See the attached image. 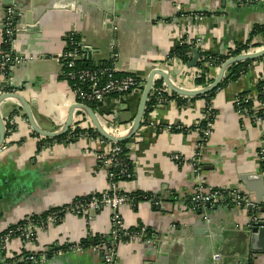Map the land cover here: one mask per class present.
<instances>
[{
  "label": "crops",
  "instance_id": "0c3cea01",
  "mask_svg": "<svg viewBox=\"0 0 264 264\" xmlns=\"http://www.w3.org/2000/svg\"><path fill=\"white\" fill-rule=\"evenodd\" d=\"M35 1L36 11L23 21L26 25L27 20L32 21V26L16 35L13 46L27 62L16 67L13 77L15 89L29 102L37 124L47 131L64 127L76 100L72 84L56 60L70 34L90 47L88 65L111 63L118 72L133 74L141 82L160 65L178 86L201 89L206 86L195 82V68L180 60L169 65L170 53L182 37L202 36L206 51L228 54L264 25V5L239 6L233 0ZM32 4L30 0L27 8ZM107 12L113 16L112 22ZM5 13L4 0H0V52ZM199 13L205 14L201 22L196 19ZM250 44H259L251 50H263L264 34H257ZM114 52L119 53L115 61ZM220 68L212 69L209 77L213 81ZM263 75L264 57L253 60L243 76L218 88L211 99L179 95L159 105L148 104L141 128L128 140L134 177L121 186L128 194L157 196L159 205L140 201L125 205L122 214L126 228L146 226L156 241L119 243V264H213L216 253L221 255L220 264H264V234L248 228L250 211L220 206L209 211L206 221L186 201L201 181L206 187L240 189L252 201L264 203V165L259 158L264 149V120H254V116L264 115V107L252 100L254 116H240L235 104L245 91L258 95ZM156 81L162 87L165 84L160 77ZM141 94L123 98L115 111L100 116L102 122L117 125L111 134L131 132ZM211 105L214 128L198 170L192 161L198 145L196 126ZM0 110L4 120L15 116V130L7 132L5 141L8 148L0 149V233L24 218L51 213L107 189L106 171L94 155L106 150L104 144L78 138L67 145L48 143L51 146L40 151L42 136L32 131L18 100L3 101ZM175 154L181 155L180 162L173 159ZM90 213L91 221L65 214L59 223L37 231L34 246L38 253L56 246L44 264H106L103 253L92 246L58 256L63 243L80 245L96 236L109 239L110 209ZM4 254H0V264H4ZM12 256L10 262L23 264L18 262L23 253L16 251Z\"/></svg>",
  "mask_w": 264,
  "mask_h": 264
},
{
  "label": "built area",
  "instance_id": "2783aa9c",
  "mask_svg": "<svg viewBox=\"0 0 264 264\" xmlns=\"http://www.w3.org/2000/svg\"><path fill=\"white\" fill-rule=\"evenodd\" d=\"M233 1L239 6H247L254 3H260L264 5V0ZM23 16L24 13L17 12V5L13 4L6 8L5 17L1 23L2 49L0 52V96L4 95L5 93H18L17 89L14 87L13 72L16 67H19L20 65H23L27 62L26 57L17 55L13 49L16 35L24 30L19 21ZM204 17V13H199L196 16V19L201 22ZM184 41H187V43H194L195 48L200 52L206 51L203 45L204 43L202 36L193 35V37H182L181 42L183 43ZM7 47H9V50H7ZM90 50V47L83 44L76 35L70 34L68 36V41L65 48L56 57L57 62L62 66V74L72 84L74 96L76 97L74 104H86L89 106L95 104L97 107L98 102H105L108 98L115 99L116 102H121V98L125 97L126 95L134 94L137 91L142 92L145 84L133 74L119 75L120 72L117 71L114 64H102L96 65L95 67L85 66V62L88 61L86 59L91 55ZM248 52H255V50H249ZM118 56L119 53L114 52V61L118 59ZM172 60L179 61L180 59L170 58V61ZM155 68H161V66L156 65ZM201 71V68L195 67L196 74ZM261 79H264V75L261 77ZM156 83L153 87L150 100L152 96H155L158 98V101L153 105H159L167 102L168 100L164 97V93L166 92L165 88L167 89V86L163 85V87H157ZM239 95L236 98L235 104L237 112L240 116L251 115V108H248L247 105H244L249 101L257 99L259 104L264 107V99H259L258 95H246L245 97H241V95ZM78 111L80 113L75 115L72 128H92L96 130L90 117L83 110ZM214 118V111L211 105L204 111L202 115L203 122L196 126L198 145L196 148V154L192 161L198 170L202 167L203 154L206 151L207 143L213 133ZM14 120V115L7 117L5 120L6 125L8 126V132L15 130ZM254 120L257 122H262L264 120V115L254 116ZM79 138H87L99 141L107 147L106 150L96 151L94 155L96 156L102 169L106 171L109 183L107 189L100 193H93L85 199H75L70 205L62 208L61 213L64 215L74 214L75 216L88 219L90 212L110 209L111 230L110 234L108 235L109 239L107 238L110 242L104 241L99 245L92 247L95 250L101 251V253H103L106 264H119V243L135 241L144 244H151L156 241L154 232L148 227L136 226L135 228H137L138 231H133L132 229L126 228L124 225L122 214L123 207L128 204L136 205V198L132 197L131 194L125 193L121 186L123 181H128L134 177L132 160H130V157L127 153H124V147L120 144V142L106 140L99 133L97 135L85 133L80 135ZM50 146L51 145L48 143H43L40 151ZM7 148L8 144L4 142L0 149ZM259 158L264 162V149L260 151ZM173 159L180 162L182 157L180 154H175ZM156 199L157 196L155 197L152 195V197L143 201H150L156 206L159 205V202ZM186 201L188 202L191 209L201 211L206 221H209L208 214L210 210L216 209L220 206L228 207L231 205L234 209L243 208L250 211L248 216L249 229H253L255 226H258V224L264 222V203L261 204L252 201L240 189L237 188L231 190H221L215 187H206V185L199 181L194 187L192 193L187 197ZM58 212V209L52 211L41 222H37L30 217L24 218L19 223L11 225L5 231L0 233V249L1 252H5L2 258V263L13 264L10 261L13 260L12 255H14V252L16 251L23 253V256L18 260L20 263H46L49 258H51V256L48 255V252L54 250L56 246L50 247L48 252L38 253L34 246V241L36 239L37 231L40 228L54 226L63 219L64 215L60 218ZM88 220L91 221V219ZM60 246L63 247H59L60 251H57L59 253L58 256H63L68 253V251L79 248L81 249L79 244L74 245L67 242L61 244ZM57 252L53 256H55ZM220 262L221 255L216 253L213 256V264H220Z\"/></svg>",
  "mask_w": 264,
  "mask_h": 264
},
{
  "label": "water",
  "instance_id": "95a60500",
  "mask_svg": "<svg viewBox=\"0 0 264 264\" xmlns=\"http://www.w3.org/2000/svg\"><path fill=\"white\" fill-rule=\"evenodd\" d=\"M29 1L30 0H25V1L24 0H4L5 9L8 6L16 4L17 12L24 13V16L20 20V24L24 28V30H22L21 32L26 31L29 27L32 26V21L30 22L29 20H27V25L23 24L25 16L30 15V12H33L34 10L36 11L37 9L35 0H33V4H32L33 7L27 8ZM107 17L109 18L111 22L113 21V16L109 12H107ZM190 52H192L193 56H192L191 61L187 63V66L190 68L191 67L195 68L199 64L201 54H200V51L196 48L190 49ZM262 57H264V49L260 51H255V52H246V53H242L234 57H231L221 66L219 74L215 78V80L210 85L203 87L201 89H187V88L180 87L176 83H174V81L171 78L170 73L166 69H163V68L153 69L146 81V84L143 87L142 92L137 91V93H140V92L142 93L140 104H139V107H138V110H137V113H136V116L133 122L132 130L126 136H116V135L111 134L105 129L100 119V116H104L106 113L110 114L111 111H115L117 109V105H119L120 103L116 102L115 99L108 98L106 99L105 102H98L96 108H93L86 104H74L73 107L71 108V113H70V117L68 121L66 122L64 127L58 131H47L41 128L37 124L33 116L32 109H31L29 102L19 93H5L4 95L0 96V105L3 101L10 99V98L18 100L22 108L25 110V113L28 117V120L30 122V125L33 131L36 134L42 137H47V138H56V137H59L61 135L68 133L74 124V118H75L76 111L83 110L90 117V119L92 120L95 126V129L104 139L113 141V142H123V141L131 140L141 128L144 117L148 109V104L150 102V97L153 91V87L158 77H160L164 81L165 83L164 86H167L170 92H173L180 96H186V97L204 96L216 90L221 85V83L225 79L228 69L232 65L239 63V62H243V61L256 60ZM7 132L8 131H7L6 123H5V120L0 110V148L3 145V143L6 141ZM65 144L67 145L68 142H65ZM253 230L260 231L262 234H264V222H262L261 224H258V226H255ZM1 253L2 252L0 249V254Z\"/></svg>",
  "mask_w": 264,
  "mask_h": 264
},
{
  "label": "trees",
  "instance_id": "16d2710c",
  "mask_svg": "<svg viewBox=\"0 0 264 264\" xmlns=\"http://www.w3.org/2000/svg\"><path fill=\"white\" fill-rule=\"evenodd\" d=\"M259 33L264 34V25L256 27L253 30L251 39L246 44H238L237 46L233 47L229 51L228 54H217V53H213L211 51L200 52L201 56H200V61H199V64L197 67L201 68L203 72L202 71L199 72L197 74V76L195 77V80H196L195 82L197 83V85L208 86V84L213 81V79L211 77H209L213 68H219L231 57L242 54L244 52H248L249 50H251V48L258 47L259 44H250V42ZM192 48H195L194 43H187V41H184L183 43L180 42V44L176 47V49H174L170 53V56H171V58H179L183 63L187 64L191 61L192 56H193L192 52H190V49H192ZM7 50H9V47H7ZM252 62H253V60H249V61H243V62H239V63L232 65L226 73V78L223 80V82L221 83V85L218 88H222V87L226 86L228 83H232L234 81H237L247 71V69L249 68V66ZM205 63H206V65H205ZM84 65L90 66V67H95L92 64L88 65L87 61L85 62ZM119 75H124V73H120ZM156 86L162 87L161 82H157ZM216 90L212 91L211 93H208L206 95V97L211 99L214 96ZM171 93L172 94L165 92L164 97L166 99L179 97L178 94H175L173 92H171ZM248 93L249 92L245 91L243 93H240V95H241V97H245L246 95H248ZM258 98L264 99V79H261L258 83ZM157 101H158V98L155 96H152V98L149 102V107L152 106L153 104H155ZM253 103H254L253 101H249V102L245 103L244 105H247L248 108H252ZM91 107L96 108V105L92 104ZM250 113L252 116H254L253 111H251ZM85 133H90V135H97L98 134V132L92 128H90V129L71 128L68 133L61 135L59 137H56V138L41 137L42 142L40 144V148L43 145V143H53V142H61L62 143V142H66V141L71 142V141L78 139L80 137V135L85 134ZM120 144L124 147V153H129V151H130L129 146H128L129 142L123 141V142H120ZM126 161H128V160H126ZM262 164L264 165V162ZM131 196L136 198V205H137V203L139 201H143L147 198L152 197V194H148V193L144 194L142 192H136V193H132ZM61 210L62 209H59V212H58V215L60 218L63 217V215H64L63 213H61ZM49 213H50V211H48L47 213H45L41 216H34L31 218H33L35 221H41ZM13 228H15V227H13ZM132 230L138 231L137 228H132ZM104 241L110 242L107 239V237L100 238V237L96 236V237H92V238H86L81 242L80 246H81V248L85 249V248H89L91 246L99 245L100 243H102Z\"/></svg>",
  "mask_w": 264,
  "mask_h": 264
},
{
  "label": "rangeland",
  "instance_id": "374dc122",
  "mask_svg": "<svg viewBox=\"0 0 264 264\" xmlns=\"http://www.w3.org/2000/svg\"><path fill=\"white\" fill-rule=\"evenodd\" d=\"M91 51V50H90ZM227 54V53H226ZM170 64H172V61H170V63H169V65ZM154 69V68H153ZM196 74V73H195ZM197 75V74H196ZM211 75V74H210ZM188 76V75H187ZM196 77V76H195ZM192 81V80H191ZM144 84H146V81H144L143 82ZM166 89V88H165ZM168 92H170L169 90H168V88L166 89ZM129 95H131V94H129ZM129 95H126L125 97H122L121 98V100L123 99V98H126V99H128V97H129ZM103 125H104V127H105V129L108 131V132H110V131H112V130H116L115 128H116V126L117 125H108L107 123H102ZM115 124V123H114ZM72 215H74V214H72ZM90 217V218H89ZM92 215H91V213L88 215V219H91L92 220Z\"/></svg>",
  "mask_w": 264,
  "mask_h": 264
}]
</instances>
